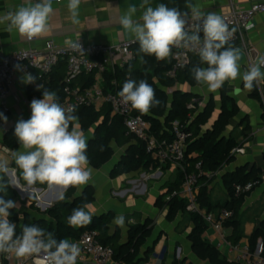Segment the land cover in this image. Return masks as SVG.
I'll return each instance as SVG.
<instances>
[{
	"label": "crops",
	"instance_id": "1",
	"mask_svg": "<svg viewBox=\"0 0 264 264\" xmlns=\"http://www.w3.org/2000/svg\"><path fill=\"white\" fill-rule=\"evenodd\" d=\"M258 1L263 0H191L202 13L214 12L217 15L225 13L231 7L250 8L253 3ZM36 2L38 0H0V17L9 11H15L21 5L31 6ZM68 2L69 0L52 3L53 13L48 21V31L33 43H29L26 36L20 35L16 30L7 31V22L0 23V59L22 48H42L50 39L61 46L77 41L86 44L105 45L135 41L134 36L120 24V17L129 6H134L137 11L133 19L139 21L144 10L142 7L143 0H81L78 9L79 23H72L67 7ZM150 3L153 7L164 4L168 8H176L181 13L187 12L190 15V9L186 7V0H150ZM233 47L239 51L240 76L236 80L225 81L223 86L236 101L239 113L230 120L224 134L234 137L241 145L238 148H243L244 151L236 153L235 159L225 164L218 172L211 176L208 174L206 178L201 179L197 193L205 190L212 202L225 203L231 199L229 187L224 180L227 174L238 170L239 173L257 172L259 170L260 179L258 183L246 197L245 202L238 207L237 216L233 219L240 222L239 230L243 235L240 241L249 242V236L264 224V93H262L261 99L254 97L251 91L244 87L242 75L251 66V55L248 48H254L256 52L264 54V13L254 17L253 27L246 31L243 39L238 40ZM36 73L34 72L32 75ZM66 73L65 63H60L50 74H47L48 76L43 81L36 80L35 85L40 84L44 87L51 80ZM24 75V72L19 71L15 84L11 88L12 94L8 98L11 110L5 115L7 123L0 118L1 143L5 141L7 134L15 128L18 120L30 118L31 101L43 98L29 92L32 83H23L22 77ZM93 75L96 80L97 75ZM257 81H261L264 86V78ZM257 81L254 83L257 84ZM76 82L79 84L80 78L76 79ZM223 86L215 92H210L205 84L195 87L184 84L177 85L176 88L201 95L205 102L212 97L215 102L214 115L217 114L213 116L212 121H214L220 114ZM105 106L108 105L94 110L100 111ZM211 125L212 123L205 126L204 130ZM74 126L83 133L87 144H89L93 138L95 127L83 131L79 120L74 122ZM113 143L115 142L111 143L112 148H114ZM116 147L118 149L117 154L115 151L111 160L102 168H95L89 162V167L92 168L91 178L86 185L77 187L75 196L82 195L91 186L94 200L86 204L87 207L83 206L82 208H85L92 218L108 212H113L114 217L123 215L125 217L123 228L116 226L113 221L111 223L112 233H115L117 228L120 230V243L128 241L131 225L152 220V232L142 249V257L146 258L140 264H174L179 258L186 260L188 264H214L209 259H201L195 252L190 237L194 226L189 215L179 214L175 220H170L167 208H163L159 204V198L167 191L165 184L176 180L178 170H173L171 167L164 170L162 166L158 168L150 166L147 169H139L113 177L111 172L114 166L128 150L127 146L119 147L116 144ZM19 151L25 150L20 146L15 150V153ZM0 160L7 161L9 169V174L4 179L20 187L10 185L7 188V195L0 193V196L6 200L11 199L19 205L18 209L13 208L11 211L20 220H22V213H29L31 218L42 217L38 210L43 211L47 203L53 204L58 195L60 196L58 201H60L61 195L64 197L71 188L65 190L60 186L49 187L46 183L41 184L39 182L28 185L23 178L22 170L15 164L14 157L1 153ZM0 175L3 174L0 173ZM251 180H254V173L251 175ZM32 203H35V207H32ZM220 209L223 207L216 208L212 212L218 215ZM11 211L9 210V212ZM233 234V225H225L224 235L231 243H234L231 239ZM203 236L215 246L217 234L212 227H207ZM149 249L151 252L148 254ZM220 252L231 261V254L226 251Z\"/></svg>",
	"mask_w": 264,
	"mask_h": 264
},
{
	"label": "clouds",
	"instance_id": "2",
	"mask_svg": "<svg viewBox=\"0 0 264 264\" xmlns=\"http://www.w3.org/2000/svg\"><path fill=\"white\" fill-rule=\"evenodd\" d=\"M81 0H69L68 9L72 23H79V6ZM144 10L140 20H134L137 9L129 6L120 17V24L129 31L139 44V52L155 56L159 60L168 58L172 47H183L198 53L202 64L207 67L194 66L190 72L198 84H205L210 92L220 89L225 81L236 80L240 76L239 51L229 45L236 31L229 29L224 19L214 12L202 13L199 8L186 0L189 13H181L176 8L164 4L153 7L150 0H143ZM53 13L52 0H38L31 6H19L0 17V23L7 22V31L16 30L28 38L39 37L48 31V21ZM189 20L196 21L194 31L187 30ZM251 28L252 25H248ZM203 31V38L200 31ZM226 45H229L226 47ZM73 49L82 50V45L70 42ZM19 67V66H16ZM264 55L258 56L256 62L246 70L242 79L244 87L251 90L254 82L264 78ZM36 77L25 73L23 83H34ZM42 99H33L30 104L31 116L28 120L20 119L15 125L14 134L25 151L14 153L15 164L22 170L28 185L37 182L49 187H69L86 185L91 178L92 168L86 155L87 140L83 133L70 125L77 120L75 106L64 108L57 102L56 94L43 85ZM123 102L142 114L158 106L160 101L155 96L153 87L146 81L137 82L127 79L118 92ZM0 118L7 123V117L0 113ZM0 193L7 195V188L18 185L4 179L9 174L7 161L0 160ZM23 190V189H22ZM63 199V195H61ZM87 207V206H85ZM19 205L0 196V253H14L17 257L33 254H45L46 264H76L80 248L66 239L57 240L51 232L46 233L37 225H25L20 235L16 234V224L10 222V209ZM92 216L85 208H74L68 217L71 226L90 224ZM113 223L123 228L125 217H114Z\"/></svg>",
	"mask_w": 264,
	"mask_h": 264
},
{
	"label": "trees",
	"instance_id": "3",
	"mask_svg": "<svg viewBox=\"0 0 264 264\" xmlns=\"http://www.w3.org/2000/svg\"><path fill=\"white\" fill-rule=\"evenodd\" d=\"M237 41L230 43L234 46ZM229 45H226L229 46ZM135 52V59L123 68H117L114 71H109L104 75L103 87L106 90L117 91L121 90L123 83L127 79H133L139 82L146 80L154 89L156 98L160 101L158 106L150 108L148 113L140 114L149 121L152 125V131L159 138H171V128L175 121H179L191 134L188 143L187 154L185 159V170H179L175 181L167 182V191L159 198V204L163 208H167L168 218L175 220L179 214H188L193 223V231L190 235L194 250L197 255L203 260H210L214 264H238L235 261L226 259L213 244H211L203 236L208 225L204 221L202 215L198 213H189L186 210V201L178 196H174V192L181 189L182 183L186 174L196 170L198 162L202 163L203 174L200 177L204 179L209 173H216L223 166L235 159L232 154L233 149L241 147L239 142L232 136L225 135V131L230 123V120L237 116L239 108L236 101L227 93L225 87L221 89V109L218 118L212 122L215 110V102L211 97L207 102L204 97L195 93L186 92L177 89V85L187 84L190 87L200 86L190 70L194 66L207 67L202 64L199 55L192 56L190 63L178 70L174 77L169 76V71L173 68L174 56L173 52L164 60H157L155 56L145 55L139 52V44L135 42L132 46ZM36 80L43 81L48 75L38 73L34 74ZM66 76L62 75L48 82L44 88L56 94L57 102L61 104L64 97V86ZM80 83L75 80V84L82 87H88L95 82L94 75H81ZM77 78V79H78ZM36 82V81H35ZM35 82L32 83L29 92L43 97L42 90H37ZM171 90V94L168 92ZM252 95L261 99L262 93L256 83L250 90ZM264 93V86H263ZM200 104H203L201 107ZM77 120L81 122L83 131L95 127L93 138L88 144L86 155L89 162L95 168H102L108 163L113 154L111 143L114 141L119 147L127 146L128 150L121 157L119 162L114 166L111 175L116 177L123 173L136 171L139 169H147L150 166L153 168L163 167L164 170L170 167L153 159L145 151L143 144L135 137L127 135L126 127L123 125L122 118L112 112L110 106L103 107L100 111H95L92 108H81L75 111ZM75 122V121H74ZM70 125L71 127L74 126ZM212 123L211 127L204 130L205 126ZM15 128L10 131L5 137L4 143L14 150L20 147L15 134ZM136 140V141H135ZM254 173V180L260 179V171L257 172H240L227 174L224 178L225 183L229 187L231 199L225 203H214L211 201L208 193L201 190L198 193V201L201 208L208 212L220 207L237 209L241 206L246 197L250 194H242L240 197H235L234 185L251 181V175ZM199 180V182H200ZM77 187H71L67 194L58 203H55L45 211L38 210L42 214L40 218H31L29 213H25L22 220L16 214L11 215V219L19 223L16 234L20 235L25 225H37L44 229L46 233L51 232L58 241L66 239L70 243L80 238L81 234L86 230H94L98 233L99 240L113 248L115 258L122 260L125 264H140L145 258L142 257L143 246L147 242V238L152 232V220H147L144 223H137L130 226L129 238L126 243H120V230L117 228L115 233L111 232V223L114 218L113 212L103 213L92 218L88 225L71 226L68 223V217L72 214L74 208H82L86 204L94 200L93 188L89 186L82 195H76ZM35 207V203H32ZM13 209H10V211ZM234 227V234L231 239L234 243L243 238L239 230L240 222L233 220L226 223ZM259 238L264 241V224H262L251 236L249 242L252 247H255ZM151 250H148V254ZM186 263V260H177L174 264ZM191 264V263H190Z\"/></svg>",
	"mask_w": 264,
	"mask_h": 264
},
{
	"label": "built area",
	"instance_id": "4",
	"mask_svg": "<svg viewBox=\"0 0 264 264\" xmlns=\"http://www.w3.org/2000/svg\"><path fill=\"white\" fill-rule=\"evenodd\" d=\"M65 0H52L62 2ZM264 13V0L253 3L250 8L240 9L231 7L221 16L229 29L235 28L229 44L243 39L244 33L253 27L254 17L257 14ZM196 21L189 20L187 30L194 31ZM248 25H252L248 28ZM203 38V31L199 33ZM40 37V36H39ZM39 37L28 38L29 43L35 42ZM136 41H124L114 45L105 44H86L82 45V50L73 49L70 43L67 45H58L54 40H47L42 48H22L10 55L0 59V113L7 115L11 107L8 102L12 94L11 88L15 84L16 76L19 71L24 73L37 72L39 75L50 74L60 63H65L67 69L66 83L64 86V97L61 106L68 108L75 106L76 111L81 108L99 109L104 105L111 107L112 112L122 118L123 125L126 127L127 135L135 137L140 141L145 151L153 159L162 164L170 165L173 170H185V159L187 154L188 143L191 134L179 121H175L171 128V138H159L153 131L149 121L136 113L130 103L126 104L118 95L117 91L106 90L103 87L104 75L109 71L117 68H123L126 64L135 59V52L132 49ZM174 63L173 68L169 71V76L174 77L176 72L186 67L192 56L198 55L194 50L183 47H172ZM251 55L250 65L256 62L258 56L264 55L255 51L254 48H248ZM19 66V67H16ZM96 74L95 82L88 86L82 87L75 84V80L81 75ZM257 86L263 93V83L257 81ZM201 107L203 104H200ZM243 148H235L232 154L242 153ZM4 153L14 157L15 150L4 142H0V154ZM202 171V163L198 162L196 170L186 174L180 191L173 193L184 199L187 203L186 210L189 213H198L202 215L208 227H212L217 238L215 246L220 251H226L231 254V261L238 264H264V241L260 238L255 247H252L248 241H239L231 243L224 235V227L229 220L235 219L238 210L233 208L220 209L218 215L208 212L201 208L198 201L197 187ZM213 175V173H209ZM258 181H248L234 185L235 197L242 194L251 193ZM9 220L16 224L18 229L19 223L9 216ZM73 243L80 248V255L76 263L81 264H125L122 260L115 258L114 250L111 246L103 244L97 231L86 230L80 238ZM45 254H33L25 257H17L14 253H0V264H46ZM181 260V258H179ZM183 264V263H178Z\"/></svg>",
	"mask_w": 264,
	"mask_h": 264
},
{
	"label": "rangeland",
	"instance_id": "5",
	"mask_svg": "<svg viewBox=\"0 0 264 264\" xmlns=\"http://www.w3.org/2000/svg\"><path fill=\"white\" fill-rule=\"evenodd\" d=\"M183 88H186V87H183ZM168 92L171 94L172 91L169 90ZM216 115H217V114H215L214 116H216ZM113 146H114L113 151H114V153H115V151H116V154H117L118 149H117V147H116V144L113 143ZM116 157H117V155H116ZM32 207H33V205H32ZM12 212H13V211L10 212V216L13 214ZM29 215H30V214H29ZM21 216H22L21 218L23 219V217H24V213H22ZM17 217H18V216H17ZM30 217H31V215H30Z\"/></svg>",
	"mask_w": 264,
	"mask_h": 264
},
{
	"label": "water",
	"instance_id": "6",
	"mask_svg": "<svg viewBox=\"0 0 264 264\" xmlns=\"http://www.w3.org/2000/svg\"><path fill=\"white\" fill-rule=\"evenodd\" d=\"M216 119H217V118H216ZM216 119H215V120H216ZM215 120H214V121H215ZM214 121H212V122H214ZM59 198H60V196L58 195V196L56 197L54 203H58V202H59V201H58ZM54 203H53V204H54ZM53 204H52V203H47V204H45V207L43 208V211H45L46 209H48L49 207H51Z\"/></svg>",
	"mask_w": 264,
	"mask_h": 264
}]
</instances>
